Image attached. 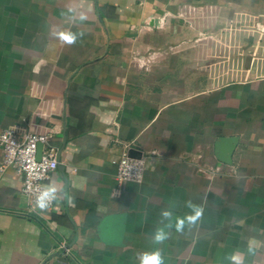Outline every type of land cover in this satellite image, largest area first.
<instances>
[{"label": "crops", "instance_id": "0c3cea01", "mask_svg": "<svg viewBox=\"0 0 264 264\" xmlns=\"http://www.w3.org/2000/svg\"><path fill=\"white\" fill-rule=\"evenodd\" d=\"M56 28L85 34L67 45ZM5 128L49 136L47 185L75 206L29 210L0 144V264H138L155 247L165 264H229L264 240V0H0ZM221 137L237 138L231 162ZM132 148L144 179L119 181ZM189 200L202 219L153 245L161 210Z\"/></svg>", "mask_w": 264, "mask_h": 264}, {"label": "built area", "instance_id": "2783aa9c", "mask_svg": "<svg viewBox=\"0 0 264 264\" xmlns=\"http://www.w3.org/2000/svg\"><path fill=\"white\" fill-rule=\"evenodd\" d=\"M43 144L41 157L38 158V146ZM0 144L3 149V166L14 165L22 176V193L29 210H34L35 196L39 189L47 185L51 173L60 164L55 148L50 145L47 134L26 132L19 134L13 128L0 131ZM76 173L77 168H72ZM146 172L144 157H132L125 152L117 161L116 177L119 181L141 182ZM55 205L53 202L51 208Z\"/></svg>", "mask_w": 264, "mask_h": 264}, {"label": "clouds", "instance_id": "9594fccd", "mask_svg": "<svg viewBox=\"0 0 264 264\" xmlns=\"http://www.w3.org/2000/svg\"><path fill=\"white\" fill-rule=\"evenodd\" d=\"M64 16H75V9L69 7ZM88 17L83 13L79 14L78 20L83 22ZM83 31L74 32L70 28L61 29L56 28L52 30L51 35L67 45H73L84 36ZM67 200L69 206L74 205V199L67 193L59 189L55 183L45 185L39 189L38 194L35 196L34 210L39 209L41 212L47 211L51 208L54 201ZM190 209V213H186L183 216H177L174 214L173 207L170 205L166 209H162L160 213V220L154 229V233L151 236V243L153 245H163L166 240L170 238L173 228L176 232H183L186 225L191 227L200 221L204 214V208L200 205L194 204L191 200L187 201L184 205ZM241 223H243L241 221ZM264 248V240L257 239L256 236H249L246 239V249L241 250L239 248L234 249L227 254L224 259L229 264H246V260L249 256L253 255L257 249ZM136 261L138 264H165V256L163 249L155 247L150 251H144L136 255Z\"/></svg>", "mask_w": 264, "mask_h": 264}, {"label": "water", "instance_id": "95a60500", "mask_svg": "<svg viewBox=\"0 0 264 264\" xmlns=\"http://www.w3.org/2000/svg\"><path fill=\"white\" fill-rule=\"evenodd\" d=\"M237 142L236 137H221L217 142V155L218 158L224 162H231L232 161V153L235 148ZM43 149V144L40 143L38 146V158L41 157ZM130 156L132 157H141V152H138L136 149H131Z\"/></svg>", "mask_w": 264, "mask_h": 264}]
</instances>
